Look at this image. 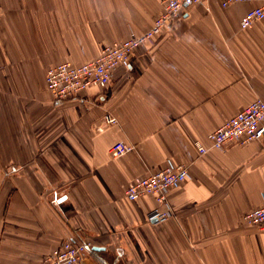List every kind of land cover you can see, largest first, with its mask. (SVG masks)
<instances>
[{"label":"crops","instance_id":"obj_1","mask_svg":"<svg viewBox=\"0 0 264 264\" xmlns=\"http://www.w3.org/2000/svg\"><path fill=\"white\" fill-rule=\"evenodd\" d=\"M223 1L188 8L107 89L58 102L49 68L141 36L161 0H0V264H39L66 240L92 243L80 264H264V230L242 223L263 202L264 138L195 148L264 103V21L241 30L254 4ZM120 142L134 150L111 157ZM167 161L189 176L153 224L154 198L124 192Z\"/></svg>","mask_w":264,"mask_h":264},{"label":"built area","instance_id":"obj_2","mask_svg":"<svg viewBox=\"0 0 264 264\" xmlns=\"http://www.w3.org/2000/svg\"><path fill=\"white\" fill-rule=\"evenodd\" d=\"M205 0H161V12L156 16L150 28L141 36L114 42L103 47L99 57L92 62L77 65L71 61L61 62L48 69L46 75L47 90L55 101L63 102L80 98L91 87L107 89L115 72L119 68H129L137 50L160 34L174 19L181 16L188 8ZM254 4L240 20L241 30L248 29L254 22L264 21V0H224L222 7L231 4ZM109 126L118 124V119L111 114L104 117ZM264 138V103L254 100L244 110L228 119L221 127L208 135L209 147L196 142L199 156L209 150L223 152L229 143L240 146ZM134 150L133 146L120 142L110 150L113 158H120ZM188 169L171 161L154 173L137 177L125 188V197L136 201L142 197H153L156 207L147 215V221L161 224L172 216V208L167 198L170 190L179 188L188 179ZM242 223L249 227L264 230V198L262 204L246 212ZM93 245L91 242L66 240L54 253L46 256L39 264H80Z\"/></svg>","mask_w":264,"mask_h":264}]
</instances>
